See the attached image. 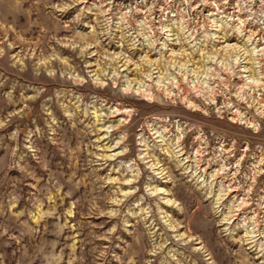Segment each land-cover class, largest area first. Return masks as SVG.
Returning a JSON list of instances; mask_svg holds the SVG:
<instances>
[{"label":"rangeland","instance_id":"1","mask_svg":"<svg viewBox=\"0 0 264 264\" xmlns=\"http://www.w3.org/2000/svg\"><path fill=\"white\" fill-rule=\"evenodd\" d=\"M0 264H264V0H0Z\"/></svg>","mask_w":264,"mask_h":264},{"label":"bare ground","instance_id":"2","mask_svg":"<svg viewBox=\"0 0 264 264\" xmlns=\"http://www.w3.org/2000/svg\"><path fill=\"white\" fill-rule=\"evenodd\" d=\"M221 189V188H220ZM217 196H220V192L217 194ZM247 225V224H246ZM248 230V229H247ZM249 231V230H248ZM250 234V233H249ZM250 235H252V234H250Z\"/></svg>","mask_w":264,"mask_h":264}]
</instances>
